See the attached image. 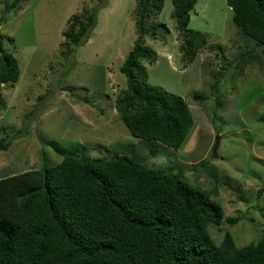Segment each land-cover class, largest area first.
I'll list each match as a JSON object with an SVG mask.
<instances>
[{
  "label": "rangeland",
  "instance_id": "374dc122",
  "mask_svg": "<svg viewBox=\"0 0 264 264\" xmlns=\"http://www.w3.org/2000/svg\"><path fill=\"white\" fill-rule=\"evenodd\" d=\"M12 2L0 0V43L19 68L18 80L0 89V138L9 142L0 149V178L44 161L56 164L69 150L102 158L126 154L214 190L211 198L224 214L221 224L208 227L216 243L225 232L237 246L264 237V123L258 120L264 61L244 62L239 72L244 54L260 48L232 22L225 0H197L189 11L188 28L205 33L207 43L186 66L171 0L147 23L156 29L144 37L155 57L143 61L147 81L180 95L193 118L178 149L134 137L115 109L126 86L120 66L136 39L135 0H21L11 7ZM84 9L95 11L96 23L86 42L70 43L74 49L65 55L67 20ZM236 216L232 224L226 219Z\"/></svg>",
  "mask_w": 264,
  "mask_h": 264
},
{
  "label": "trees",
  "instance_id": "16d2710c",
  "mask_svg": "<svg viewBox=\"0 0 264 264\" xmlns=\"http://www.w3.org/2000/svg\"><path fill=\"white\" fill-rule=\"evenodd\" d=\"M196 1L171 0L184 66L207 43L205 33L188 28ZM225 1L232 22L260 48L244 54L239 72L246 62L262 64L264 0ZM163 5L164 0H135L136 39L120 66L126 86L115 98V109L134 137L178 149L193 125L189 106L180 95L149 83L143 65L155 59L144 37L156 33L147 23ZM83 11L67 20L65 48L85 43L96 23L95 11ZM73 49L61 51L69 55ZM18 77L17 59L0 43V89ZM258 120L264 123V110ZM8 146L0 138V149ZM211 195L214 190L126 154L102 158L69 150L56 164L44 161L40 168L0 178V264H264V237L237 246L229 232L219 243L210 236L209 225L221 224L224 217ZM238 218L226 219L232 224Z\"/></svg>",
  "mask_w": 264,
  "mask_h": 264
},
{
  "label": "water",
  "instance_id": "95a60500",
  "mask_svg": "<svg viewBox=\"0 0 264 264\" xmlns=\"http://www.w3.org/2000/svg\"><path fill=\"white\" fill-rule=\"evenodd\" d=\"M218 143H219V136L216 135V136H215L214 143H213V146H212V154H213L214 156H216V153H217Z\"/></svg>",
  "mask_w": 264,
  "mask_h": 264
}]
</instances>
